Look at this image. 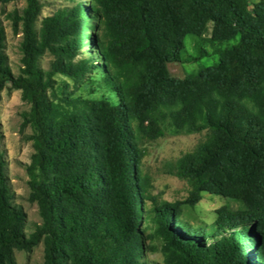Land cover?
I'll return each mask as SVG.
<instances>
[{"label":"trees","instance_id":"trees-1","mask_svg":"<svg viewBox=\"0 0 264 264\" xmlns=\"http://www.w3.org/2000/svg\"><path fill=\"white\" fill-rule=\"evenodd\" d=\"M24 2L9 14L12 33L21 36L16 76L0 21V93L19 90L30 105L28 199L41 223L24 234L0 151V264H13V250L28 252L39 242L41 264H156L142 261L141 235L132 230L143 212L164 241L165 264H264V0H92L89 9L75 2L43 17L38 30L40 0ZM94 21L106 39L89 34ZM208 29L218 61L171 77L166 64L182 61L184 37ZM84 42L97 59L75 60ZM45 52L54 57L47 70L38 66ZM91 72L99 78H88ZM56 75L76 89L87 82L91 96L58 97ZM93 88L108 98L92 96ZM47 92L58 102L40 111L37 99ZM165 121L204 132L175 166L190 187L186 202L206 191L240 205L216 211L208 229L186 234L179 203L158 206L138 172L144 142L157 138Z\"/></svg>","mask_w":264,"mask_h":264},{"label":"rangeland","instance_id":"rangeland-1","mask_svg":"<svg viewBox=\"0 0 264 264\" xmlns=\"http://www.w3.org/2000/svg\"><path fill=\"white\" fill-rule=\"evenodd\" d=\"M80 2L84 8L89 9L92 0H40L42 5L34 28L39 29L43 17L50 16L58 9L73 6ZM25 6L24 0H10L0 3V21L4 28L5 40L3 51L8 58V64L13 75L19 74L21 67L20 34H13L9 14L13 10H22ZM103 24L100 21L93 22V28L89 34L97 40H104ZM210 31L201 36L186 35L183 39L185 54L181 62H170L166 64L168 74L177 79L186 78L194 74L198 69L211 66L219 59L215 53L216 46L209 44ZM236 39L227 41L220 48H229ZM97 59V53L87 42L81 44L75 60L87 57ZM54 57L45 52L38 59V66L47 70ZM88 78L98 79L99 76L91 72ZM55 93L58 97L64 93L73 94L82 98H89V89L92 86L87 82L81 83L78 88L74 87L71 80L61 76H54ZM94 97H107L105 93L93 88ZM111 102L115 103L113 97ZM58 101L53 99L47 92L43 98L37 99V107L40 111L48 105ZM30 105L21 99V92L15 89L4 88L0 93V151L3 159V174L5 184L12 205L18 207L24 215V234L27 236L33 232L34 227L41 223L37 206L29 198V187L27 166L30 164V156L33 154L32 135L35 128L26 122ZM25 115V116H24ZM161 134L155 139L146 140L142 147L139 163L136 164L138 172L147 179L150 185V194L158 201V206H172L178 204L180 220L187 223L191 231L208 229L214 221L215 212L226 208L236 210L239 203L229 201L219 195L209 192H201L200 199L195 203H187L190 187L186 180L175 175L177 160L183 155L192 153L199 143L204 141V132H188L176 130L165 121L160 125ZM172 227L176 226L173 220ZM150 222L149 214L143 212L139 223L132 227L134 233L141 235L142 248L141 259L147 263L165 264L164 241L154 229ZM256 252V251H255ZM257 254H255L256 256ZM43 261L42 242L37 243L30 251L24 252L13 250V264H41Z\"/></svg>","mask_w":264,"mask_h":264}]
</instances>
